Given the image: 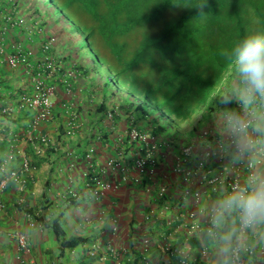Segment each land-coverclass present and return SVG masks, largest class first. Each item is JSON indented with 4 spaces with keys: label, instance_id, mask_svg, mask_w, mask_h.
Wrapping results in <instances>:
<instances>
[{
    "label": "crops",
    "instance_id": "1",
    "mask_svg": "<svg viewBox=\"0 0 264 264\" xmlns=\"http://www.w3.org/2000/svg\"><path fill=\"white\" fill-rule=\"evenodd\" d=\"M0 43L6 53L18 45L31 54L29 71L25 66L11 68L5 55H0V158L14 153L10 168L17 169L22 155L36 163L23 190L11 183L1 195L5 208L0 212V264H178L180 249H185L190 263L210 264L200 254L197 235L190 237L185 225L191 212L201 224L198 213L218 187L228 186L208 185L202 172L196 171V162L178 165L189 147L193 159L211 153L209 161L224 167L226 161L205 146L218 139L215 121L199 131L154 134L131 97L112 84L107 90L105 74L83 52L79 34L43 0H0ZM38 75L53 88V109L51 120L34 128V112L19 108L17 100L33 91ZM5 109L10 112L4 113ZM132 130L146 133L147 142L132 140ZM68 131L74 134L68 136ZM203 131L211 137L204 139ZM42 137L50 138V146L46 155L35 157L34 145ZM90 147L95 148L91 173L112 182L126 177L116 191L99 199L85 188L82 177ZM150 150L155 171L142 174L134 183L135 159ZM177 169L193 173L185 176ZM225 174L241 180L245 172L226 168ZM69 190L77 192L79 199H71ZM194 192L200 193L198 201ZM54 221L62 239L82 238L85 243L63 248ZM19 235L27 238L28 249L19 247ZM167 245L172 254L165 250ZM260 257L264 259V251Z\"/></svg>",
    "mask_w": 264,
    "mask_h": 264
},
{
    "label": "trees",
    "instance_id": "2",
    "mask_svg": "<svg viewBox=\"0 0 264 264\" xmlns=\"http://www.w3.org/2000/svg\"><path fill=\"white\" fill-rule=\"evenodd\" d=\"M45 1L75 27L114 88H126L156 135L199 131L214 121L211 98L232 79L221 51L250 31L264 30V0ZM33 151L35 157L47 154ZM209 158L202 161L201 171L207 179L226 169ZM35 164L30 160L31 167ZM53 230L63 248L85 243L82 238L62 239L56 221Z\"/></svg>",
    "mask_w": 264,
    "mask_h": 264
},
{
    "label": "clouds",
    "instance_id": "3",
    "mask_svg": "<svg viewBox=\"0 0 264 264\" xmlns=\"http://www.w3.org/2000/svg\"><path fill=\"white\" fill-rule=\"evenodd\" d=\"M220 55L232 79L211 98L218 139L205 146L229 172L243 169L245 175L230 188L218 187L198 213L197 237L210 264H264V30L250 31ZM180 259L183 264V253Z\"/></svg>",
    "mask_w": 264,
    "mask_h": 264
},
{
    "label": "built area",
    "instance_id": "4",
    "mask_svg": "<svg viewBox=\"0 0 264 264\" xmlns=\"http://www.w3.org/2000/svg\"><path fill=\"white\" fill-rule=\"evenodd\" d=\"M13 50L11 53H6L5 47L2 43H0V55H5V61L11 68H18L21 66H25L26 69L30 70V64L29 58L31 56L30 53H25L18 45H15L12 47ZM40 75V74H39ZM39 75L34 78V88L33 91L30 94H21L17 100V105L19 108L22 109H29L34 112L33 120H32V126L38 127L39 125L45 124L49 122L52 118V109H53V88L49 86L43 77H39ZM10 112V110L5 109L4 113ZM74 134L73 131H68L67 135L72 136ZM129 136L132 140L147 142L148 137L144 133H140L137 130H132L131 133H129ZM202 137L204 139L211 137L210 132L203 131ZM50 138L48 137H42L40 138V141L34 145V150L36 151V154H43L46 149L45 147H48L50 145ZM151 150L144 156L139 155L134 162V170L137 173V176L133 178L134 183H138L140 181V177L142 174H145L147 172L154 173L155 167H156V161L154 157L151 154ZM95 148L90 147L85 154V161H86V172L82 174V177L84 179L85 188L91 193L92 197L95 199H99L102 197L105 192L108 191H116L119 188V185L121 182L126 181V177L122 178L123 181L119 182H112V181H106L103 179L99 174H93L90 172L91 167H93V158H94ZM192 152L191 148L186 147L183 150V158L180 159L179 165H183L184 163L189 162H196L195 168L196 171H202L203 162L209 155L203 157L201 160H195L192 158ZM16 158V155L14 153H9L5 157L0 158V212H2L5 208V204L1 201V195L3 191L9 187L11 183H14L16 187L19 190L24 189V185L26 183V176L30 173V171L33 169V167L30 166V159L26 155H22L21 157V165L18 169L12 170L10 167L14 163V160ZM111 165L116 167L117 169L127 172L126 168L121 166L120 164H115L114 162H110ZM177 172L184 171L185 176H190L193 173V170H181L177 169L175 170ZM226 169L221 174L215 175L212 178L207 179L206 174L202 175L203 180H206L207 184L213 187L227 184V186L230 188L231 185L239 181L238 178L229 179L226 174ZM166 193V188L162 187L160 190V194L164 195ZM68 195L73 200L79 199V194L75 192L74 190H69ZM196 200H199L200 193L197 192L194 196ZM188 223L185 225L188 231V235L190 237H194L197 235L200 223L195 220V214L189 213L188 214ZM18 244L19 247L23 250L28 249V241L27 238L24 235L18 236ZM149 245V240L145 239V246L147 247ZM165 250L168 253H173L170 246H166ZM178 255L180 256L181 253L184 254V260L183 264H190V259L185 251V249H180L178 252ZM200 254L203 258H206V255H204L202 249H200ZM178 264H181V259L179 260Z\"/></svg>",
    "mask_w": 264,
    "mask_h": 264
},
{
    "label": "rangeland",
    "instance_id": "5",
    "mask_svg": "<svg viewBox=\"0 0 264 264\" xmlns=\"http://www.w3.org/2000/svg\"><path fill=\"white\" fill-rule=\"evenodd\" d=\"M43 1H45V0H43ZM47 6H49V7H51L55 12H57L56 11V8H54L55 6L53 5H51L50 4V2H48V1H45L44 2ZM60 11H58L57 12V14H58V16H59V18L61 17L60 15H61V13H59ZM68 24V23H67ZM69 25V24H68ZM72 29H75V27H73ZM86 44L84 43V41H83V46H85ZM83 52L84 53H89V49H88V47L87 46H85L84 47V49H83ZM90 55V57L91 58H93L94 59V55L93 54H89ZM94 63H96V64H98V67L101 69V74H105V68L104 67H102V66H100V62L98 63L96 60H94ZM105 77V82L110 86L111 85V83L109 82V79H108V76L106 77V76H104ZM119 88V90L120 91H122V92H124V93H128V91L126 90V88L125 87H118ZM107 90L109 91V90H111V88L110 87H108L107 88ZM108 91H106V92H108ZM129 95V94H128ZM110 96V95H109ZM121 96V95H120ZM149 110H150V108H149Z\"/></svg>",
    "mask_w": 264,
    "mask_h": 264
}]
</instances>
